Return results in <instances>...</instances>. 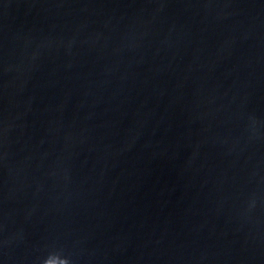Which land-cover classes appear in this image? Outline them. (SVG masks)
<instances>
[{
  "label": "water",
  "instance_id": "obj_1",
  "mask_svg": "<svg viewBox=\"0 0 264 264\" xmlns=\"http://www.w3.org/2000/svg\"><path fill=\"white\" fill-rule=\"evenodd\" d=\"M0 264H264V0H0Z\"/></svg>",
  "mask_w": 264,
  "mask_h": 264
}]
</instances>
